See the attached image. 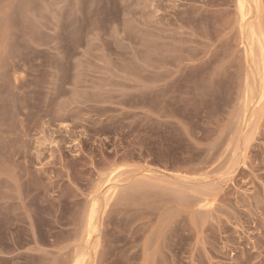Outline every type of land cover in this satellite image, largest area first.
Returning a JSON list of instances; mask_svg holds the SVG:
<instances>
[{"label": "rangeland", "instance_id": "obj_1", "mask_svg": "<svg viewBox=\"0 0 264 264\" xmlns=\"http://www.w3.org/2000/svg\"><path fill=\"white\" fill-rule=\"evenodd\" d=\"M0 264H264V0H0Z\"/></svg>", "mask_w": 264, "mask_h": 264}]
</instances>
